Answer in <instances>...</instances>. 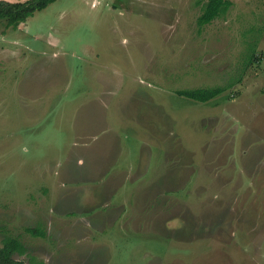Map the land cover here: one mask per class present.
<instances>
[{
    "label": "rangeland",
    "instance_id": "rangeland-1",
    "mask_svg": "<svg viewBox=\"0 0 264 264\" xmlns=\"http://www.w3.org/2000/svg\"><path fill=\"white\" fill-rule=\"evenodd\" d=\"M208 1L56 0L0 19V248L16 238L34 264H264V104L233 86L257 71L264 0L200 25Z\"/></svg>",
    "mask_w": 264,
    "mask_h": 264
},
{
    "label": "trees",
    "instance_id": "trees-1",
    "mask_svg": "<svg viewBox=\"0 0 264 264\" xmlns=\"http://www.w3.org/2000/svg\"><path fill=\"white\" fill-rule=\"evenodd\" d=\"M56 0H26L25 2H7L0 0V19L5 20L8 27L16 28L20 23L25 22L35 12L46 9ZM204 14L199 18L200 25L212 23L220 15L225 14L231 7L230 0H209L206 5ZM223 93V88L215 89H197L188 92H180L190 100L207 103ZM35 236H41L35 230H29ZM25 247L22 243L12 237H6L0 248V264H34L31 259L30 263L18 260L17 256L26 254ZM44 264V263H41Z\"/></svg>",
    "mask_w": 264,
    "mask_h": 264
},
{
    "label": "crops",
    "instance_id": "crops-1",
    "mask_svg": "<svg viewBox=\"0 0 264 264\" xmlns=\"http://www.w3.org/2000/svg\"><path fill=\"white\" fill-rule=\"evenodd\" d=\"M263 41H264V38H262V42ZM263 44H264V42H263ZM260 52H261L260 55H256L255 54L254 57H253V62H254L253 64H255V63L258 64L256 66V68H257L256 73L253 74L252 70L244 71V73L241 76V78H238V80L233 85L235 87H241L240 90H243L242 92H243L244 97H246V95L248 96L250 94L252 99H246L245 98V102L249 103V104H247L249 107H251V105L254 103L253 101H255V105L254 106H257V102L258 101H263L260 104L261 105L264 104V56H263L264 50H261ZM259 72L263 74V76H261L263 78L260 77ZM236 96H234V98ZM260 109H262V108H260ZM260 109H258L256 111V114H257L256 119L258 118L259 114L260 115L261 114L264 115V111H260ZM259 124H262L263 127H264V122H259ZM232 125L236 126L237 128L231 126L232 129H234V131L231 129L230 133L234 132L235 135L234 134L233 135L230 134L229 139H231V141H233V142H236L238 140V138H239L238 137V129H239L240 123L236 124V122H234ZM251 131H252V129L249 130V133ZM255 134L256 133H253L249 137V139L250 140H261L262 139V138H259V137L255 138ZM223 137H225V136H223ZM246 142H247V140H246ZM251 144H258V143H254L253 142Z\"/></svg>",
    "mask_w": 264,
    "mask_h": 264
}]
</instances>
